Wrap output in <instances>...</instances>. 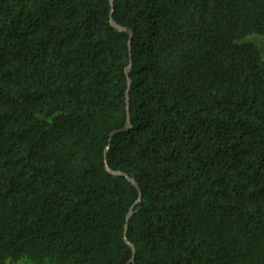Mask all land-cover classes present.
<instances>
[{
    "label": "trees",
    "instance_id": "obj_1",
    "mask_svg": "<svg viewBox=\"0 0 264 264\" xmlns=\"http://www.w3.org/2000/svg\"><path fill=\"white\" fill-rule=\"evenodd\" d=\"M253 34L264 0H0V264H264Z\"/></svg>",
    "mask_w": 264,
    "mask_h": 264
},
{
    "label": "water",
    "instance_id": "obj_2",
    "mask_svg": "<svg viewBox=\"0 0 264 264\" xmlns=\"http://www.w3.org/2000/svg\"><path fill=\"white\" fill-rule=\"evenodd\" d=\"M110 3H111V5H112V4H113V0H110ZM111 24H112V26H113L114 28H116L118 31H120V32L126 31V32H128V33L130 34V37H132V31H131L130 29H128V28H124V27L118 25V24H117L115 21H113V20H111ZM130 72H131V65L128 66V68L126 69V73H127V75H129ZM128 84H129V87H130L131 79L128 80ZM127 103L129 104V88H128V91H127ZM127 113H128V115H127V125L124 126L122 129H120V130H119L120 132H121V131H125V130H127L128 127H129V125H130V112H129V105H127ZM116 133H117V132H113V133L111 134V137H112L114 134H116ZM105 159H106V158H105ZM106 169H107L109 172H111V173H113V174H115V175L125 176V177H126V178H127V179H128V180H129V181H130V182H131V183H132L137 189H138V185H137V183L135 182V180H134L132 177H130V176L124 174V173H121V172H119V171H112V170H110L107 164H106ZM138 190H139V189H138ZM140 201H141V193H139L138 199L136 200L135 204L131 207V209H130L128 215H127V222H129L130 218H131L132 215H133L134 207H135L137 204H139ZM127 229H128V225H126L125 235L127 234ZM125 240H126V243H127V244L131 247V249H132V258H131V261L133 262V261H134V257H135V247L133 246L132 243H130V242L128 241L127 237L125 238Z\"/></svg>",
    "mask_w": 264,
    "mask_h": 264
},
{
    "label": "rangeland",
    "instance_id": "obj_3",
    "mask_svg": "<svg viewBox=\"0 0 264 264\" xmlns=\"http://www.w3.org/2000/svg\"><path fill=\"white\" fill-rule=\"evenodd\" d=\"M245 41L255 42L258 45L261 43L262 46L261 45L260 46H261V48L263 47L262 48V51H263V57H264V37L263 36H260V35H257V34H253V35L248 36L245 39ZM16 264H27V263H25V262H18Z\"/></svg>",
    "mask_w": 264,
    "mask_h": 264
}]
</instances>
